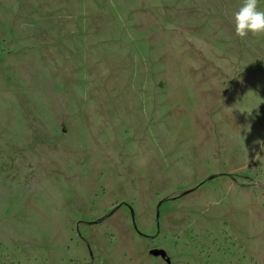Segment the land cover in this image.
<instances>
[{
    "label": "rangeland",
    "instance_id": "obj_1",
    "mask_svg": "<svg viewBox=\"0 0 264 264\" xmlns=\"http://www.w3.org/2000/svg\"><path fill=\"white\" fill-rule=\"evenodd\" d=\"M241 3L0 0V264H264Z\"/></svg>",
    "mask_w": 264,
    "mask_h": 264
},
{
    "label": "clouds",
    "instance_id": "obj_2",
    "mask_svg": "<svg viewBox=\"0 0 264 264\" xmlns=\"http://www.w3.org/2000/svg\"><path fill=\"white\" fill-rule=\"evenodd\" d=\"M234 32L240 39L264 36V9L259 0H242L240 7L231 13Z\"/></svg>",
    "mask_w": 264,
    "mask_h": 264
},
{
    "label": "trees",
    "instance_id": "obj_3",
    "mask_svg": "<svg viewBox=\"0 0 264 264\" xmlns=\"http://www.w3.org/2000/svg\"><path fill=\"white\" fill-rule=\"evenodd\" d=\"M222 175L227 176V177H235L234 174L216 173V174H212V175L208 176V177L204 180V182H206V181H210V180H212V179H214V178H216V177H218V176H222ZM194 188H195V187H192V188L187 189V190H185V191H183V192H187V191L193 190Z\"/></svg>",
    "mask_w": 264,
    "mask_h": 264
},
{
    "label": "water",
    "instance_id": "obj_4",
    "mask_svg": "<svg viewBox=\"0 0 264 264\" xmlns=\"http://www.w3.org/2000/svg\"><path fill=\"white\" fill-rule=\"evenodd\" d=\"M153 253L155 255H165V253L163 251H161V250H153Z\"/></svg>",
    "mask_w": 264,
    "mask_h": 264
}]
</instances>
